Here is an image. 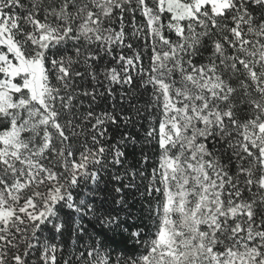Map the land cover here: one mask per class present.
I'll return each mask as SVG.
<instances>
[{"label": "snow or ice", "instance_id": "obj_1", "mask_svg": "<svg viewBox=\"0 0 264 264\" xmlns=\"http://www.w3.org/2000/svg\"><path fill=\"white\" fill-rule=\"evenodd\" d=\"M0 264H264V0H0Z\"/></svg>", "mask_w": 264, "mask_h": 264}]
</instances>
